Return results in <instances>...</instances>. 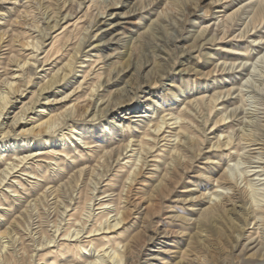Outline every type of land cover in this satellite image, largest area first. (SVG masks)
I'll return each mask as SVG.
<instances>
[{"label": "bare ground", "instance_id": "1", "mask_svg": "<svg viewBox=\"0 0 264 264\" xmlns=\"http://www.w3.org/2000/svg\"><path fill=\"white\" fill-rule=\"evenodd\" d=\"M256 1L0 0V264H264Z\"/></svg>", "mask_w": 264, "mask_h": 264}, {"label": "rangeland", "instance_id": "2", "mask_svg": "<svg viewBox=\"0 0 264 264\" xmlns=\"http://www.w3.org/2000/svg\"><path fill=\"white\" fill-rule=\"evenodd\" d=\"M240 1H243L242 2V4H241V6L240 5H238L237 7H233V8H230V7H228L226 10H227V12L228 13H230V12H232V10H234L235 8H239L240 10H243L244 8H246L247 6H253L257 1L256 0H240ZM237 3L236 2H234V5H236ZM202 6H204V5H202ZM208 23H210V22H208ZM207 23V24H208ZM243 29L244 28H242V30H241V28L239 29L238 27L237 28H235L232 32H230L229 34H227L226 35V37H228V35H229V37L227 38V40H226V43H229V44H222L223 46L225 45V47H232V48H234V44H231L230 42H232L233 41V39H235V43L236 44H239L238 45V48H242V47H244V46H246V47H248V46H250V48H252V49H256L257 47H258V45H256L257 43H254L253 42V40H252V38L254 39L255 37H257L258 36V34L259 33H257L256 35H254V33H255V31H253V32H250L249 33V35L248 36H246L244 39L242 38V39H240V38H238V36L240 35V32H242L243 31ZM241 30V31H240ZM259 32V31H258ZM261 32H264V29L261 31ZM221 47V46H220ZM228 49V48H223L220 52L222 53V56H227V57H229V56H232V55H235L236 54V52H233V49ZM239 57L241 56L242 57V55H238ZM237 56V57H238ZM229 58H231V57H229ZM262 59L260 58V59H256V63L257 64H255V67H254V69L256 70L255 71V73L253 74V75H255V77L254 78H248V77H246V79L248 80V83H247V86L245 87V92L248 94V95H254V94H257V93H259V91L256 89L257 88V86H258V84H257V80H259V78L261 79V77H258V76H261L263 73H264V59H263V61H261ZM258 61V62H257ZM260 62V64H258ZM239 63H240V61H238L237 62V64L235 65V67H234V71L235 72H239V71H241L242 70V66L243 65H241V68L240 67H238V65H239ZM250 64L251 63H248V64H246V69H250V72H253V69H252V65L250 66ZM262 69V70H261ZM248 72H245L244 74L246 75ZM257 74V75H256ZM246 79L243 81V85H246ZM251 79H253V81L251 80ZM256 82V83H255ZM259 83V82H258ZM255 84H257V85H255ZM251 87H250V86ZM256 87V88H255ZM255 88V89H254ZM164 90V89H168V87H166V86H162L161 87V90ZM254 89V90H253ZM236 95H234L233 94V96L232 97H235ZM249 102H252V100L251 101H249ZM183 107H181V109H182ZM212 119H214V121L215 120H217L218 119V117H216V116H214V117H212ZM212 126V125H211ZM225 165H226V162H225ZM220 170L221 169H218L217 170V174L215 175V177H218L219 176V174L221 173L220 172ZM192 172H195V170H193ZM192 175V174H191ZM193 175H195V174H193ZM187 178V177H186ZM185 178V179H186ZM190 178V177H189ZM195 180V179H194ZM184 181V180H183ZM192 181V180H191ZM206 184H208V181H201V183H200V185H199V188H201V189H204L205 188V186H206ZM181 185H183V186H186V183H183V184H181ZM181 189H183V188H181ZM196 196H200V193H198Z\"/></svg>", "mask_w": 264, "mask_h": 264}]
</instances>
